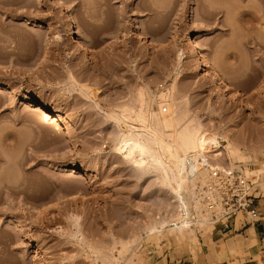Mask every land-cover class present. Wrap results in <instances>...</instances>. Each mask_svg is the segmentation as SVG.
I'll return each instance as SVG.
<instances>
[{
  "label": "rangeland",
  "instance_id": "obj_1",
  "mask_svg": "<svg viewBox=\"0 0 264 264\" xmlns=\"http://www.w3.org/2000/svg\"><path fill=\"white\" fill-rule=\"evenodd\" d=\"M214 1L221 5L0 0V264L244 262V240L233 246L214 235L199 193L193 216L198 210L211 224L184 232V243L174 241L172 228L170 239L168 228L160 239L148 235L150 226L178 215L179 202L156 157L147 153L136 163L115 148L129 132L109 115L124 107L137 112L141 102L145 111L164 105L173 129L190 123L220 132L246 157L235 165L264 195V0ZM71 14L91 51L73 43ZM190 32L229 66L233 97L192 59L179 60ZM27 95L67 115L72 132L26 107ZM220 141L223 153L206 158L226 167L228 143ZM134 236L137 243L119 255L118 242Z\"/></svg>",
  "mask_w": 264,
  "mask_h": 264
},
{
  "label": "bare ground",
  "instance_id": "obj_2",
  "mask_svg": "<svg viewBox=\"0 0 264 264\" xmlns=\"http://www.w3.org/2000/svg\"><path fill=\"white\" fill-rule=\"evenodd\" d=\"M55 1L59 5L62 2V0ZM199 1L200 0H195V2L197 3ZM201 1L199 3H201L203 6L207 5L212 8L219 3V1L217 2L214 0H205V2L203 0ZM201 4L199 5L201 6ZM219 5H221V2L219 3ZM192 27H196L195 21L192 22ZM140 30L144 37L151 38V36L148 34L149 32L142 29ZM67 31L71 36L74 44L82 46L86 50L90 51L94 48L92 41L86 38L85 34L82 33V31H80L77 27L74 16L72 14L70 16H67ZM181 44L183 52L180 54L179 60L183 56L192 59L196 64L202 66L205 71L210 74L211 78L216 81L220 88H222L225 92L230 93L231 97H233L234 95L232 92L237 85L231 78L232 75L230 71H228L227 68L225 69V67L229 66L222 65L220 61H217L216 59L210 57L205 51H203V49L197 42V38L194 32H190L186 40L181 42ZM24 102V105L26 107L34 106V111L41 114L43 116V120H46V122L50 121L52 124H54V126L60 125L64 133L72 132V127L66 124V122H68L67 115L58 111H52L43 103L38 102L33 96L30 97L29 95H27ZM163 107L164 105H162V108ZM128 108L124 107L122 109L113 110V112L109 114L110 118L112 117V119H115L118 124L125 123L128 127L127 130L129 132L128 134L123 133L121 135L119 141L114 144L115 148L121 151L125 159H133V161L136 163H139L140 160L146 159L147 153H150L151 156L153 155L154 157H156L159 164L162 166L164 178L172 182L174 196L178 200V208H180L178 215H176L175 217L171 219H163L161 222L150 226V228H148L147 230L148 235L158 234L157 237L158 239H160L164 237L163 234L166 231V228H168L167 234H165V236L167 235L170 239V233L168 230L172 228L173 230H175V232H177V236L174 241H178V243H184L188 239H185L183 235L184 232H194L197 225L206 227L207 224H211L207 219H203L204 217H201V215L198 216V210H196L197 213L196 211L194 212L193 216V207L198 203L195 202L200 195H198L199 188H197L198 186H196L198 177L191 178V176L186 173V158L192 154H198L205 160V157H207V155L211 154L212 152H215L216 156L221 155L223 151H211L210 146L216 145L218 147V144L221 143L220 140L223 139L228 143L226 144L227 146H225V153L227 156L229 167L239 168V166L235 165L236 162H243L247 159L238 150L239 147H235L234 143L231 142V139L224 135L222 136L220 132H213L206 129L202 125L196 126L190 123H184L181 127L173 129L167 121V116L161 110V112L159 110V112H154L152 110L145 111L147 109H144L145 107L142 102L140 109L137 110V112L131 110L132 108ZM136 157H138L139 160H136ZM73 164L75 166H81L87 171L92 170L91 167L86 166L83 162L75 158L73 160ZM220 164L221 163H219V169H225V167H223L224 165L220 166ZM195 213L197 215H195ZM210 213L208 212V214ZM135 236L125 243L118 242L117 250L119 251V255L123 256L124 254H126L127 247L135 244L138 237Z\"/></svg>",
  "mask_w": 264,
  "mask_h": 264
},
{
  "label": "built area",
  "instance_id": "obj_3",
  "mask_svg": "<svg viewBox=\"0 0 264 264\" xmlns=\"http://www.w3.org/2000/svg\"><path fill=\"white\" fill-rule=\"evenodd\" d=\"M160 87L164 89L163 85ZM161 111L167 114L168 107H163ZM221 143L218 147L210 146V150L219 151ZM215 159L205 157L204 160L198 154H192L186 158L185 166L191 178L200 179L198 192L217 228L229 231L231 222L244 215L258 221L260 196L257 195V181L246 178L238 168L226 166L225 169H219Z\"/></svg>",
  "mask_w": 264,
  "mask_h": 264
},
{
  "label": "crops",
  "instance_id": "obj_4",
  "mask_svg": "<svg viewBox=\"0 0 264 264\" xmlns=\"http://www.w3.org/2000/svg\"><path fill=\"white\" fill-rule=\"evenodd\" d=\"M260 218L258 221H253L247 215L239 216L231 222L229 231H222L217 228L214 235L221 240L226 239L227 243L236 241L233 246L239 245V242L244 240L245 243V259H237L239 264H264V195L258 200ZM241 244V243H240ZM232 248V246H231ZM229 258V257H228ZM165 264H179V262H167ZM197 264H207L200 260ZM209 264V263H208ZM213 264V263H212ZM214 264H234L229 259H223Z\"/></svg>",
  "mask_w": 264,
  "mask_h": 264
}]
</instances>
